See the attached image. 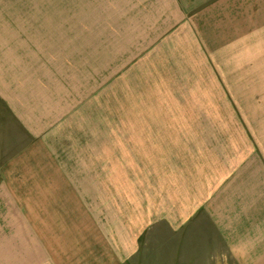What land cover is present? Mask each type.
Masks as SVG:
<instances>
[{
    "label": "crops",
    "instance_id": "1",
    "mask_svg": "<svg viewBox=\"0 0 264 264\" xmlns=\"http://www.w3.org/2000/svg\"><path fill=\"white\" fill-rule=\"evenodd\" d=\"M164 1L171 4L170 12L155 28L147 55L156 62L173 61L161 56L167 46L177 54L176 46L181 43H206L198 39L195 9L175 0ZM202 8L207 11L202 16L209 22L207 34L213 33L207 35L210 42L237 44L243 35H249L258 43L261 28L264 33V0H205ZM27 40L20 36L14 40V49L8 44L0 47V98L33 140L31 152H59L65 142L71 152H60L64 163H48L51 165L42 171V179L9 185L24 191L2 203L6 213L0 229V264H132L134 260V264H144L142 240L149 228L163 222V204L172 206L166 221L177 235L184 233V228L190 235L194 223L202 224L203 229L196 228L202 234L211 228L218 253L224 258L215 263L264 264V130L256 139L252 132L250 137L247 134L251 138L247 152H186L185 165L182 160L181 165L173 163L165 176L175 192L169 201L157 184H150L148 196L147 182L146 186L139 182L132 197L136 187L124 171L115 175L109 152L104 160L107 164L101 168L100 152H74L83 107L67 101V88L63 83L59 86L56 78L59 66L44 63L40 56L44 51ZM199 60L201 67L198 64L196 76L192 74L188 89H183L191 97H181V114L185 124L199 126L197 140L204 141L211 124L221 123V117L226 122L227 109L243 108L244 104L232 103L237 99L228 97L232 87L228 88L216 66L208 64L207 55ZM39 65L45 69L36 74ZM202 70L205 76L199 72ZM191 76L179 73L182 81ZM182 81L179 84H184ZM161 84L168 85L166 77ZM199 85L215 92V98L204 99ZM48 89H52V97L46 93ZM194 91L197 94L193 96Z\"/></svg>",
    "mask_w": 264,
    "mask_h": 264
},
{
    "label": "rangeland",
    "instance_id": "2",
    "mask_svg": "<svg viewBox=\"0 0 264 264\" xmlns=\"http://www.w3.org/2000/svg\"><path fill=\"white\" fill-rule=\"evenodd\" d=\"M165 2L0 0V47L7 48L8 44L14 49L15 38L28 37V43L44 51L40 55L44 63L55 62L59 66L56 78L59 77V86L67 88V101L83 107L76 125L74 152H100L99 168L107 164L104 160L109 152L108 157L114 159L115 175L124 171L132 187H136L132 188V197L139 184L147 182V193L150 184L153 187L157 184L162 188L161 195L169 201L175 192L165 176L170 174L173 163L181 165L182 160L185 165L186 152H247L251 146L247 134L250 137L252 132L256 139L263 133L264 33L261 28L258 43L243 35L241 43L216 44L212 39L210 44L209 36L213 33L211 30L207 34L209 22L202 20L206 16L202 8L205 0H192V5L190 0H175L178 5L195 9L199 15L198 39L206 43L195 46L181 43L176 46L177 54L167 46L161 56L173 61L156 62L147 55L155 28L170 12L171 4ZM204 55L209 58L208 64L216 66V72L230 81L226 84L233 93L228 97L237 98L232 103H242L244 107L227 109L226 122L221 117V123L211 124L206 140L202 141L197 140L199 126L184 123L181 97H191L183 89H188L187 84L201 64L199 56ZM234 56L237 60L231 58ZM37 67L36 74L45 69V65ZM183 71L194 76L182 81L179 73ZM199 72L205 76L203 70ZM164 77L168 85L161 84ZM180 81L184 84H179ZM197 82L195 77L194 83ZM48 83L46 79L45 87ZM206 89L199 85L200 95L204 99L215 98L216 93ZM46 93L53 96L52 89ZM66 143L59 152H31L33 140L19 127L6 101L0 98V229L6 213L2 203L24 191L10 187L12 181L18 186L20 181L42 179V171L51 165L48 163H64L60 152H71ZM171 207L163 204V222L149 228L142 240L146 247L144 264H214L224 260L209 226L203 234L196 232V228H204L201 223H194L190 235L186 228L179 235L172 232L166 221ZM4 230L7 232V228Z\"/></svg>",
    "mask_w": 264,
    "mask_h": 264
}]
</instances>
